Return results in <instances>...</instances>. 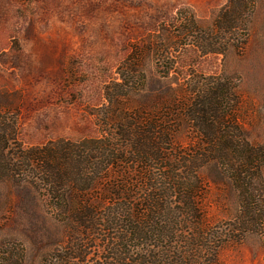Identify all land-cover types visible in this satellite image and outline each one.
<instances>
[{
	"label": "trees",
	"instance_id": "trees-1",
	"mask_svg": "<svg viewBox=\"0 0 264 264\" xmlns=\"http://www.w3.org/2000/svg\"><path fill=\"white\" fill-rule=\"evenodd\" d=\"M253 13L254 0H227L205 26L191 10L179 9L161 25L163 40L149 37L131 51L117 79L104 86L99 137L25 148L18 112L0 107V185L31 186L84 236H100L99 264H218L224 240L206 231L199 206L203 168L214 165L236 194L238 210L229 228L234 239L264 228V149L238 126L235 84L220 76H187L180 84L191 97L183 111L197 139L189 149L174 146L178 111L157 103L130 114L122 103L144 89L139 69L145 58L167 75L175 69L172 52L203 57L243 50ZM71 251L44 264L84 262L86 250Z\"/></svg>",
	"mask_w": 264,
	"mask_h": 264
},
{
	"label": "rangeland",
	"instance_id": "rangeland-1",
	"mask_svg": "<svg viewBox=\"0 0 264 264\" xmlns=\"http://www.w3.org/2000/svg\"><path fill=\"white\" fill-rule=\"evenodd\" d=\"M226 2L0 0V107L18 112L21 145L35 148L99 137L96 117L106 105L103 88L117 79L128 54L149 37L163 40L161 25L179 9L191 10L208 26ZM172 56L175 69L167 75L149 58L143 60L139 70L145 87L123 100L125 112L134 114L157 103L161 109L178 111L174 146L189 149L197 139L183 111L191 97L180 84L187 76L230 78L237 90L238 126L251 144L264 149V0H254L243 50L230 49L224 56ZM199 175L204 183L199 201L202 225L224 240L218 264H264V228L234 239L229 234L238 210L234 190L214 165ZM261 180L264 187V169ZM76 228L57 216V210L48 209L31 186L11 181L0 185V264H44L68 250L87 251L83 263H73H101V237H86Z\"/></svg>",
	"mask_w": 264,
	"mask_h": 264
}]
</instances>
